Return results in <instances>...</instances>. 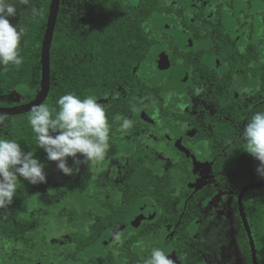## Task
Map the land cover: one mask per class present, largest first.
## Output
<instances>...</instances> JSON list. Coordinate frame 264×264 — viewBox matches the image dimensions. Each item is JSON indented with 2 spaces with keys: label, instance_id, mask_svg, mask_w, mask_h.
Returning <instances> with one entry per match:
<instances>
[{
  "label": "trees",
  "instance_id": "1",
  "mask_svg": "<svg viewBox=\"0 0 264 264\" xmlns=\"http://www.w3.org/2000/svg\"><path fill=\"white\" fill-rule=\"evenodd\" d=\"M51 2L52 0H29L23 8L22 0H13L16 15L11 17L10 21L23 30L20 44L23 62L18 66L10 64L0 67V97L11 94L18 86H24L27 89L26 99L22 103H27L38 95L41 86L42 42ZM130 2L131 0H94L95 21L85 37L72 31L71 16L62 13L63 5L61 4L51 51V89L43 104L57 107L58 110L57 100L67 93H74L81 98L87 96H94L96 99L109 98L108 102L102 105L106 110L110 128L114 127L113 118L116 115H136L139 108L148 110L149 103L154 101L163 108L164 100L159 95L160 89L147 88L145 81L139 77L138 70L146 62L158 60L155 58L158 43L152 33V23L158 19L157 15L165 18L174 15L180 22L183 34L191 32L195 38H199V32L203 31L205 36L210 37L213 44V46L211 44V50L204 49L201 53H216L228 64L233 73L242 70V79L249 82L254 78L260 88L253 99L254 107L250 110L226 95V89H204L209 101L213 102L219 110L224 109L225 113L231 114L233 118L225 121L217 115L210 117L206 113L201 121L195 117L188 118L199 128L198 139H205L211 150L214 160L211 170L216 182L221 188L226 187L239 194L242 187L264 181V178H260L256 172L258 161L244 151L245 142L240 137L237 125L245 120L248 122L256 112H264V62L260 60L258 48L253 44H248L244 46L243 51H240L229 41L228 37L219 33L220 29L214 27L209 20H203L199 27H194L183 18L182 9L174 8L172 5L162 6L159 0H142L138 8L132 6ZM21 23H23L22 26H20ZM146 23L150 24L149 27L144 25ZM169 37L168 34H163V38L167 40L165 47L175 49L177 45L174 41H168ZM65 55H67L66 58L63 57ZM172 57L175 60L184 57L182 61L186 70L194 64V58L191 56H180V53L172 52ZM197 60L201 62L202 58L199 57ZM198 70L204 71L199 67ZM197 71H193L187 83L182 82L184 74H180L177 79L178 83L192 85L191 83L197 82L198 86L202 84L205 87L212 86L209 74L198 75ZM221 79L222 77L219 80ZM223 85L224 80L222 79L220 87ZM189 91L192 94L194 89H189ZM14 105L17 104L0 101V106ZM161 112L170 113L166 109ZM29 114L30 112L20 116L4 117L1 129L3 138L15 139L25 152L33 153L35 158L43 164L47 177L46 183L37 185L18 178L17 188L22 186V192L17 191L12 204L6 208L14 215V221L1 223L0 241L12 236L23 242V253L27 249L38 253L36 259L31 257L25 259L19 254L17 259L14 257L16 264L49 260L47 258L50 250H47V246L44 245L46 251H42L43 245H37L35 241V234H40L37 231L41 226L39 215L43 209L40 205L35 209L34 214V210L29 211L31 207L29 208L28 205H31V201L33 202L37 195L42 199L39 200L40 202L45 201L53 205L57 199L61 200L64 195L68 194L63 193V185L56 186L53 176L60 171L57 169L56 162L49 161L47 154L40 149L36 136L28 124ZM137 122L135 118L133 124L136 134L137 132L140 134L141 126ZM200 123L207 125V128H203ZM135 145L126 159L130 166L124 171V181L122 184H116V187L124 194L122 202L117 206L109 205L107 201L101 202L110 212L104 217H98L97 221L90 225L87 236H83L79 231L69 233L73 241L95 243L105 236L109 228L122 223L131 209L136 214V211L143 206V201L149 198L151 203L156 204L160 209L155 221L157 226L177 223L179 215L174 212L173 207L177 200L170 179L155 174L153 169L145 165L153 161L154 149L141 144L138 140L135 141ZM78 159L83 160V157L79 156ZM68 163L70 167L78 168L79 166L73 164L71 157L68 158ZM230 166L234 168L233 175H228L226 172ZM82 175L85 174L79 170L68 176L67 180L76 182ZM85 177L89 178L87 175ZM97 179L99 182L96 184L100 185L102 179L106 177L102 172ZM31 185L36 194L32 200H29L26 193L30 192ZM54 187H56L55 192L52 191ZM215 189L216 187L210 188L206 193L214 192ZM201 196L200 193L189 202L187 214L173 238L174 245H187L189 236L186 227L198 214L196 205ZM244 206L256 243L259 264H264V188L249 191L244 197ZM66 222L69 223V220ZM155 230V226L145 231L137 228L133 235L134 245L139 237L151 234ZM43 242L42 240L40 243ZM237 242L247 264H252L249 240L242 226L239 228ZM140 262V256L135 254L133 264H140Z\"/></svg>",
  "mask_w": 264,
  "mask_h": 264
},
{
  "label": "rangeland",
  "instance_id": "2",
  "mask_svg": "<svg viewBox=\"0 0 264 264\" xmlns=\"http://www.w3.org/2000/svg\"><path fill=\"white\" fill-rule=\"evenodd\" d=\"M21 1V0H19ZM29 0H22V7L25 8ZM93 1L94 0H63L62 1V13L70 14L71 16V29L74 33L78 34L81 37H85L95 21V14L93 12ZM10 3H13V0H9ZM191 0H159L160 5L167 6L172 5L173 7H179L184 10L183 18L189 22L191 25L198 26L200 21L196 20L194 13L198 10H204L205 17H213L214 8L208 0H198V2H193ZM13 5V4H12ZM158 19L155 20L154 26L158 31L163 30V26L157 25L164 21L165 24L169 25L168 33L172 36L176 32L181 30L180 22L178 18L173 15V17L165 18L164 16L157 15ZM12 20V18H11ZM23 23L20 24L22 26ZM226 31L232 32V27H226ZM247 31H238L234 28L232 34L237 36L239 33L245 35ZM264 32V25L260 28L259 34ZM157 35V34H155ZM153 35L154 37H156ZM186 35L192 38L190 32H186ZM199 38L191 39L192 45L194 46L193 50L199 48H209L211 46L210 37L205 36L203 31L200 32ZM244 35L240 37V40L244 38ZM264 47L262 48V50ZM242 51V47H241ZM69 54V53H68ZM64 58L67 55L63 56ZM156 61V62H155ZM158 67H165L160 65L159 58L158 60H151L143 64V66L138 70V75L142 78L143 81H146L148 85H174L171 78L170 67L167 68L166 72H158ZM175 79V78H173ZM258 89L255 87L253 81L246 82L240 77H236L230 83V89H228L229 95L232 97L233 101L242 103L249 110L254 107L253 99L256 97L255 91ZM202 89L197 90V96H201L198 100L194 99L189 95L184 89L182 91H173L168 89L164 92L166 98V108L174 109L175 111L189 112L191 114H197L202 116V113H207L210 117L217 115L222 120H231L233 117L231 114H226L224 109H218L216 106L207 104L206 98L203 99ZM27 89L24 86H18L11 94L0 97V101L10 104H21L26 99ZM202 98V99H201ZM109 98H100L96 99L98 103H107ZM139 113H144L146 117H150L154 121L159 118L156 116L159 112L158 109L153 107L147 113L143 112L141 109L138 110ZM148 119V118H147ZM161 123L165 125L163 127H153V135L160 136L164 138V143L161 146V153L163 156L169 158L173 157H183L189 160L191 163V183L189 185L190 195L187 199H184L178 202L175 206V213L183 216L186 212L188 200L198 193H206L209 187H216L215 192L212 195H206L198 201V211L195 221L190 225V235H191V245H197V260L196 263L202 264H247L245 257L241 254L238 249L237 237L238 231L240 228V221L237 211V194L234 191L228 189H222L217 187L215 180L211 173V165L213 160L210 156V148L207 146V141H202L198 145H194L191 148H187L183 142L185 137H194L198 133V128H194L190 125H185L183 128L176 129L175 134L170 132L166 134L164 131L171 126L166 120H162ZM247 121L238 123L240 134L242 136V131ZM3 122L0 123V137H3L2 132ZM203 128H207V125L200 123ZM174 129V128H172ZM165 135L168 137L165 138ZM148 136V135H147ZM146 136V137H147ZM166 140V141H165ZM158 143V141L156 142ZM181 150V151H179ZM162 157L161 158H165ZM182 159V158H180ZM182 161H184L182 159ZM123 163H117L115 169L113 170V175L122 178ZM158 167L153 169L155 174L163 173V167ZM80 171H86L88 176L93 178L95 177L94 171L95 168L92 166L79 165ZM233 166L228 167L226 170L228 175H233L234 170ZM175 182L179 185V177L182 173L177 172ZM66 176L60 173L55 177L56 186L65 185L63 193H68L64 195L61 200L57 199L55 204L50 205L48 202H40L41 197L37 195L36 199L29 206V211L34 210L41 205L43 212L39 215L41 226L37 232L40 234H35V241L37 245H43L42 251L44 250V245H47V250H49V245H71L73 240L71 239L69 233H74L79 231L80 233H87L89 230L88 225L92 224L95 221L94 215H83V212L86 210L92 211L96 216H103L107 213V210L101 206L99 202H96L91 197H87L86 194L95 196L96 194L99 197L103 198V194H99L98 190L91 184H89L84 178H79L78 181H69L64 180ZM117 178V179H118ZM53 192L56 191V187L52 189ZM105 198V197H104ZM103 198V199H104ZM112 198V196H111ZM42 200V199H41ZM111 203H119L118 200L112 199ZM152 202V201H151ZM151 204L149 201H143V206ZM155 217L152 220L141 219L139 225H144L143 231L145 229L155 226L157 229L148 235L139 237L136 241V245H166V252L170 254L169 257L172 258L173 262L176 263L180 261L179 264H184L181 262L180 258L175 259V252L172 248V237L175 235L176 226L171 224H165L163 226L156 225V219L159 216L160 209L155 208ZM69 220V223L66 221ZM7 221H14V215L8 212L7 209H0V233L2 232L1 223ZM138 227L128 229L127 231H120L115 237L111 239L109 243H99L97 245H120L122 241H126V238L132 234L136 233ZM124 230V229H123ZM108 234V232H107ZM106 234V235H107ZM42 240L44 241L42 244ZM106 238V237H105ZM104 238V239H105ZM103 239V240H104ZM99 240V241H103ZM133 240V238H132ZM105 241V240H104ZM134 244V240H133ZM23 242L15 237H10L4 241H0V264H16L14 257L17 259L18 255L21 254L23 258L36 259L38 256L37 252H31L27 249L25 253L19 251V247L22 248ZM200 245V246H198ZM16 248V249H15ZM165 252V254H167ZM190 255H187L189 257ZM42 264H55L54 258L52 260H45Z\"/></svg>",
  "mask_w": 264,
  "mask_h": 264
},
{
  "label": "flooded vegetation",
  "instance_id": "3",
  "mask_svg": "<svg viewBox=\"0 0 264 264\" xmlns=\"http://www.w3.org/2000/svg\"><path fill=\"white\" fill-rule=\"evenodd\" d=\"M193 2H198V0H191ZM142 2V0H131V4L132 6L138 8L140 3ZM192 2V3H193ZM208 2L210 4H212V7L214 8V12H213V17H205L204 16V10H198L196 13H194V17L196 20L200 21V25L202 23L203 20H209L210 22H212V24L214 25V27H217V29L219 30V33H222V35L226 36L229 38V41L236 45L238 47V49L241 51V47H242V51L244 49V46L248 45V44H253L258 48V51L260 53V60L264 62V49L262 50V48L264 47V32L259 34L260 32V28L264 25V0H208ZM177 8V7H174ZM179 8V7H178ZM184 13V10H182ZM146 26L149 27V23L144 24ZM157 25L163 26V30L158 31L157 28L154 26V23H152V33L153 35H155L156 37H154V39L157 41V45H156V57L155 58H159L161 55H167L170 61V73H171V78L173 80L174 85H159V84H154V85H146L147 88L149 89H160L159 95L163 98L164 100V104H163V108L160 107L159 104H157L156 101L149 103V108L148 110H143L141 109L143 112L147 113L148 111H150L153 107L158 109V114L156 115L159 119L154 121L152 119H149L150 117H146L144 115V113H139L137 111L136 115H132V114H127L126 116H114L113 121L115 122V124H113V128H110V141L109 143H111L112 145L109 144V147L107 149L106 155L104 157V159L102 161H100L99 163L93 164L91 165L92 167L95 168L94 174L95 177L91 178L88 176L86 171H80L82 173H84L85 175L80 176V178H84L89 184L93 185L97 190L99 194H103V198L99 197V195H90L89 193L86 194L87 197H91L93 198V200H95L96 202H99L101 204L102 207H104L107 210V213H109V209L107 208V206H105L104 204H102L101 202H105L107 201L109 203V205H113V206H117L122 202V198H123V192L116 187V184L118 183H123L125 175H124V171L125 169L130 166L129 163L127 162V157H128V153L131 152L135 145V141L138 140L140 141L141 144H144L146 146L152 147V149H154V159L152 162H147L145 163V165L150 168V169H154L155 167H158V165L160 164V168L163 167V173L159 174V176L161 177H168L170 179V183L172 184V186L174 187V196L176 197V203L174 204V211H175V206L178 202L187 199L188 196L190 195V190H189V185L191 183V163H190V159L187 160L185 159V156L183 157H173L170 156L169 158L165 157L162 155L161 153V146L164 143V138L160 137V136H154L153 135V127H163L165 124L161 123L162 120H166L169 123H171V126L169 125L170 128L166 129L164 132L166 134L173 132L175 134V132L177 131L176 129H181L183 128L185 125H190L193 126L194 128H198L197 124H194L190 119H188L189 117H195L198 118L199 121H201L203 115L205 113H202V116H199L198 113L197 114H191L189 112H183L181 113L180 111H175L174 109L170 108L167 109L166 108V98L164 96V92L168 89H171L173 91H181V89H184L189 95H191V97H193L194 99L196 98V100H198L201 96H197V90L202 89L204 91V89H226V95L230 96L228 93V89H230V83L232 82V80L236 77H240L241 79L243 78L241 73V71H237V73H233L230 69V67L228 66V64L221 59L216 53H201V51H203L204 49H206V51L211 50L213 44H212V40H211V44L212 46H210L209 48H199L196 50H193L194 46L192 45V41L191 39H194V35L190 32L192 38L189 39L190 37H188L186 35V33H182V28L180 31L176 32V34L174 36L170 35L168 33V29L170 28L168 24H165L164 21H162L161 23L157 22ZM198 26H194V27H199ZM193 26V25H192ZM226 27H232V32H234V28H236V30L238 31H243V33L245 31H247L244 34L239 33L237 36H234L232 34V32H228L225 30ZM201 32V31H200ZM199 32V34H200ZM166 33L168 34L170 37L168 39V41L176 43L177 47L174 48H170L167 49L165 47V45H167V40H165V38H163V34ZM244 35V38L242 40H240V37ZM200 36V35H199ZM198 39V38H196ZM172 52H178L180 53V56H191L194 58V64L191 65V68L186 70L184 69V64H183V58H181L180 60H175L172 57ZM201 55V56H200ZM202 58L201 62H198L197 58ZM157 60V59H156ZM156 62V61H155ZM199 64V65H197ZM202 68L204 71L201 72L200 70L197 71V69ZM197 68V69H196ZM158 72H166L167 69L166 67H158ZM193 71H197V74L200 75L201 73H204L205 75H208L212 80H211V84L212 86L209 87H205L203 84L198 86L196 83L197 82H193L191 83L192 85H181L178 83L177 79L178 77H180V74H184V78H183V83H187L190 78L193 75ZM231 75V76H230ZM220 77H222V79L224 80V85L222 87H220ZM175 78V79H173ZM244 80V79H243ZM187 81V82H186ZM252 81L255 84V87H257L258 89V83L256 82V80H254V78L252 79ZM146 84V81H145ZM189 89H194V92L192 94H190ZM255 91V94L257 93V90ZM202 97L203 99L206 98V103L207 104H211L214 105L213 102L209 101L208 96L205 95V91L204 93L202 92ZM231 97V96H230ZM202 99V98H201ZM156 100V99H155ZM156 102V103H155ZM239 103V102H237ZM23 104V103H21ZM242 104V103H240ZM19 105V104H17ZM215 106V105H214ZM245 106V105H244ZM246 107V106H245ZM138 109V110H139ZM168 110L170 111V113H165V112H161L162 110ZM172 111V112H171ZM207 114V113H206ZM208 115V114H207ZM107 116V115H106ZM209 116V115H208ZM119 118V119H117ZM127 118L130 122H131V126L125 130L124 132H121L120 129V125L123 121V119ZM137 119V124H139L141 126V131L140 134L137 132L136 134V129L134 127L133 121L134 119ZM148 118V119H147ZM197 120V119H196ZM228 121V120H227ZM203 124V123H202ZM238 125V124H237ZM174 128V129H172ZM240 131V130H239ZM198 134H199V128H198V133L194 136V137H185L183 139L184 144L186 145L187 148H191L194 145H198V143L205 141V139H198ZM148 135V136H147ZM147 136V137H146ZM168 137L167 135H165V138ZM240 137L241 134H240ZM158 141V143H156ZM166 141V140H165ZM208 146V145H207ZM209 147V146H208ZM181 151V150H179ZM224 152V151H223ZM165 157V158H161ZM210 156H211V150H210ZM182 158L184 161H182ZM212 158V156H211ZM213 160V158H212ZM214 162V160H213ZM117 163H123L122 165V170H123V176L122 178H118L116 176L113 175V170L115 169ZM213 164V163H212ZM82 165V164H80ZM86 165V164H83ZM212 167V165H211ZM103 172L104 176L106 177V179H102V181L100 182V185H97L96 182H99L97 177L98 175H100ZM177 172L182 173V175L179 177V185L176 184L175 179H176V175H174V173L176 174ZM61 172H59L58 174H54V180L55 177H57ZM212 173V170H211ZM88 176L89 178H86L85 176ZM214 180L215 177L212 174ZM118 178V179H117ZM68 179V176H66L64 180ZM101 179V178H100ZM215 183L217 185V187H220L219 184L216 182ZM108 184H112V185H108ZM62 185V184H61ZM65 185L63 186L64 189ZM31 190L30 192L27 194L26 196L29 197V200H32V198H34L36 192L34 191V189H32V185H31ZM212 189V187H209V189ZM243 188V187H242ZM241 188V189H242ZM207 189V191L209 190ZM222 189H228V188H222ZM230 190V189H228ZM18 193L22 192V186H19V188H17ZM232 191V190H230ZM241 191V190H240ZM215 192V190H214ZM214 192L211 193H203L201 192L202 196L197 200V205L196 208L198 206V201L203 198L206 195H212ZM240 193V192H239ZM200 194V193H198ZM198 194H195L193 197H191L188 200V204L189 202L194 199L195 197H197ZM33 195V196H32ZM238 195L237 194V211H238ZM112 196V198H111ZM115 199L118 200L119 203H111L110 200ZM144 201H149L151 203V199H147ZM187 204V207H188ZM158 206L156 204L151 203L149 206L148 204L145 206L140 207L137 211L136 214L133 213V210L131 209L130 212L128 214L125 215V220L118 224L115 225L111 228H109L106 233L105 236L101 237L100 240H103L105 237V241L103 240L102 242L96 241L95 243H80L79 242H71V245H49V250H50V255L48 256L47 259L52 260L54 258V263L55 264H133L134 261V255L137 254L140 256L141 262L140 264H145V262L149 259L150 257V253L152 251L153 248H159L161 250L164 251V253L166 252V245H153V247H151L150 245H134L133 244V236L132 234H130L127 238L126 241H122L120 245H97L99 243H109L111 241V239L113 238V240L115 239V237L117 238V236H114L112 238L109 237L111 235V231L119 226H124V230L122 229V231H127L128 229H133L135 227L141 228L143 230L144 225H139V218L141 213H146L148 214V212L151 210V208H157ZM156 210V209H155ZM198 210V208H197ZM246 211V210H245ZM107 213H105V215L103 216H96L92 211H90L89 209L83 212V215H94L95 216V221H97V218L99 217H104L107 215ZM187 214V209L186 212L183 214L182 217H180L179 215V219L177 221L176 224H171V225H175L176 226V230H175V235L172 237L171 243H172V248L173 251L175 252V259L176 258H180L181 262L184 264H198L196 263L197 260L199 258H197V245H191V235H190V225L195 221L197 215H195L194 220L188 224L187 228V232H188V242L187 245H174L173 242V238H175L178 228L179 226L182 224V220L184 219V217ZM238 217H239V221H240V227H243L242 221L240 219V215H239V211H238ZM94 221V222H95ZM93 222V223H94ZM169 224V223H167ZM250 224V223H249ZM91 224L88 225V228L90 227ZM165 224H162L160 226H163ZM159 227V226H158ZM251 227V226H250ZM152 227H149L147 229H150ZM244 228V227H243ZM145 229V230H147ZM157 229V227H156ZM245 230V229H244ZM108 232V234H107ZM89 233V230L87 231V233H80L83 234V236H87ZM107 234V235H106ZM238 235H239V231H238ZM238 238V237H237ZM238 244V242H237ZM47 246V245H46ZM200 246V245H198ZM20 251H22V248L19 247ZM239 249V246H238ZM251 250V248H250ZM240 251V249H239ZM241 252V251H240ZM258 252V251H257ZM167 253V252H166ZM242 254V252H241ZM168 257L170 256V254H166ZM187 255H190L189 257H187ZM243 255V254H242ZM244 256V255H243ZM171 260L172 258L169 257ZM246 259V258H245ZM252 260V259H251ZM173 262V260H172ZM180 261H177L176 263L173 262V264H179ZM30 264H42V261H31ZM202 264H205L204 262Z\"/></svg>",
  "mask_w": 264,
  "mask_h": 264
},
{
  "label": "clouds",
  "instance_id": "4",
  "mask_svg": "<svg viewBox=\"0 0 264 264\" xmlns=\"http://www.w3.org/2000/svg\"><path fill=\"white\" fill-rule=\"evenodd\" d=\"M15 15L12 3L0 0V67L18 66L23 62L20 54L23 30L10 21ZM56 104L58 110L45 104L34 106L28 116V124L47 159L56 162L62 174L71 176L79 169L69 166V157L73 158L74 165L89 166L104 159L109 147L110 125L104 106L94 96L81 98L67 93L60 96ZM3 120V115H0V123ZM130 126L131 122L125 118L119 130L124 132ZM241 138L245 142L244 151L258 161L257 175L264 178V112L251 116ZM79 156L83 160L78 159ZM18 178L32 185L47 182L43 164L31 151L25 152L15 139L0 137V209L12 204ZM145 264L173 262L163 250L153 248Z\"/></svg>",
  "mask_w": 264,
  "mask_h": 264
},
{
  "label": "water",
  "instance_id": "5",
  "mask_svg": "<svg viewBox=\"0 0 264 264\" xmlns=\"http://www.w3.org/2000/svg\"><path fill=\"white\" fill-rule=\"evenodd\" d=\"M61 4H62V0H52L50 4L47 26L45 30L44 39L42 42L41 86L38 95L33 100L27 103L14 105V106H0V115H3V117L20 116L27 114L31 111V109L34 106L42 105L48 98L52 83V72H51L52 43L54 39L58 17L60 14ZM159 61H160V65H164L167 68L170 67V61L167 55H161L159 57ZM260 188H264V181H258L244 186L238 195V211L243 227L245 229V232L249 240V245L251 248L252 264H259V259H258V252H257L254 236L245 211L244 197L249 191ZM154 217H155V209L151 208L148 214L141 213L139 222L141 219L152 220ZM123 228L124 226L122 225L113 229L111 231L109 240L110 238L116 236Z\"/></svg>",
  "mask_w": 264,
  "mask_h": 264
}]
</instances>
